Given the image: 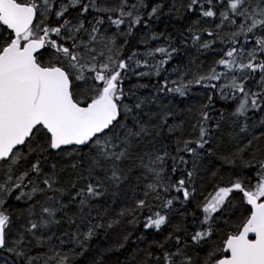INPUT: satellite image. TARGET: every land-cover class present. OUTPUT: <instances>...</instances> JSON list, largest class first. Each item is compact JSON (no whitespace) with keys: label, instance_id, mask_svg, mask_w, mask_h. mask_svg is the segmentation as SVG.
<instances>
[{"label":"snow or ice","instance_id":"obj_1","mask_svg":"<svg viewBox=\"0 0 264 264\" xmlns=\"http://www.w3.org/2000/svg\"><path fill=\"white\" fill-rule=\"evenodd\" d=\"M110 235L264 264V0H0V264Z\"/></svg>","mask_w":264,"mask_h":264},{"label":"trees","instance_id":"obj_2","mask_svg":"<svg viewBox=\"0 0 264 264\" xmlns=\"http://www.w3.org/2000/svg\"><path fill=\"white\" fill-rule=\"evenodd\" d=\"M163 24L159 25V28H163ZM191 103H196V99L194 98L192 101H190ZM114 235V234H113ZM115 243L114 239L112 238V236L110 235L107 239L101 237L98 240L94 241V250L90 251L86 257H82L77 261V264H87V262H91L95 257L100 256V254L102 252H105V250H107L108 248H110L113 244ZM136 247L135 245V237L132 238V241L130 242L129 246H128V251L125 250H121V252L119 253H110V254H106L104 256V264H115V261L117 259V257H119V259L121 261L124 260L126 255H130L131 254V250H134Z\"/></svg>","mask_w":264,"mask_h":264}]
</instances>
